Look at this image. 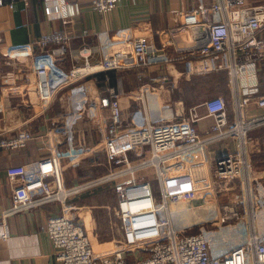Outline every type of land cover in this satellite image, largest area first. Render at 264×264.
I'll list each match as a JSON object with an SVG mask.
<instances>
[{
  "label": "built area",
  "instance_id": "built-area-1",
  "mask_svg": "<svg viewBox=\"0 0 264 264\" xmlns=\"http://www.w3.org/2000/svg\"><path fill=\"white\" fill-rule=\"evenodd\" d=\"M119 1L91 0V5L98 13H108ZM45 13L67 22L62 0H49ZM177 13L181 26L192 29V35L205 33L204 40L187 52L192 55L191 60L198 61L203 72L224 71L230 78L232 117L229 119L225 98L215 95L187 110L182 108L169 119L153 122L145 117L138 128L128 132L125 148H106L109 171L71 190L113 182L117 204L112 216L120 223L124 242L98 248L92 245L83 222L70 215L69 211L76 208L75 204H66L71 191L54 187L51 181L58 174L60 161L78 167L86 154L94 153L91 145L70 143L53 149L49 156L10 167L7 172L14 203L5 211L6 215L52 201L62 204V212L47 222V234L60 264H264V171L256 170L252 157L257 147L250 146V133L264 125V95H255L252 87L240 90L238 86L239 77L255 62L264 60V0H213ZM67 42L64 33L51 32L32 43L6 50V65L24 57L33 59L35 80L31 91L41 107H47L62 87L84 72V67L73 66L66 71L58 64L57 60L66 53ZM87 50L83 46L79 52L84 54ZM172 59L163 47L157 48L147 37L138 36L132 42V57L125 67H146ZM1 82L13 86L14 73H4ZM109 91L111 96H101L84 108L87 117L107 109L108 123L103 129L106 144L120 136L122 114L119 88ZM200 106L205 116L212 119L203 137L195 125L202 117ZM251 107L262 111L248 115ZM32 138L33 134L23 129L12 135L0 134V149L20 150ZM225 139H235L237 147L217 156L213 181L218 191H232L225 202L208 207L203 220L196 224L197 229L191 231L194 224L176 221L168 209L162 184L164 165L196 148ZM144 147H148L149 156L133 163L128 151ZM144 167L154 169L159 180L157 189L147 176L137 174Z\"/></svg>",
  "mask_w": 264,
  "mask_h": 264
},
{
  "label": "crops",
  "instance_id": "crops-1",
  "mask_svg": "<svg viewBox=\"0 0 264 264\" xmlns=\"http://www.w3.org/2000/svg\"><path fill=\"white\" fill-rule=\"evenodd\" d=\"M62 1L67 22L60 16L46 15L45 6L49 0H1L0 3V134L12 135L22 129L33 134L20 150L0 149V264H60L55 259V248L47 234V222L51 216L62 212V204L52 201L6 215L5 211L14 203L12 182L7 172L10 167L49 156L53 149L64 148L70 143L89 144L94 148L93 156L86 154L83 164L78 167L60 161L58 174L51 179L54 187L68 191L80 187L84 179L95 174L93 170L109 171L106 148H125L128 132L138 128L145 117L153 122L169 119L182 108L187 110L199 105L202 101L186 105L188 98L197 100L202 96H194L193 90L186 93L187 83L200 85L210 80L213 91L206 96L222 95L227 102L229 119L232 117L230 78L224 71L203 72L200 63L191 60L192 55L187 52L204 40L205 33L192 35V29L181 26L177 13L199 4H210L213 0H120L108 13L95 11L91 0ZM51 32H62L68 38L66 53L57 60L58 64L66 71L73 66L85 69L79 77L62 87L47 107H41L36 94L31 91L35 80L33 59L24 57L6 65L4 57L7 48L32 43ZM138 36L147 37L157 48L163 47L173 59L146 67H125L132 57V42ZM169 40L171 42L167 43ZM83 46L88 50L80 54ZM8 71L14 73L15 87L1 82L2 75ZM107 71L113 73V78L101 79L100 75ZM221 74L225 75L224 83ZM238 86L240 90L252 87L255 95H264V60L250 66L239 77ZM113 87L119 88L120 136L106 144L103 129L108 123L107 109L101 110L97 116L87 117L84 108L101 96H111L109 89ZM198 111L202 117L195 125L203 137L207 135L212 119L205 116L201 106ZM261 111L251 107L248 115ZM259 131L264 139V129ZM255 146L258 154H264L263 145L257 143ZM236 147L235 139L215 141L164 165L167 170L162 172V184L166 196L176 199L177 204L184 202L185 206L178 205L177 209L184 222L203 216L208 207L217 204H214L213 192L214 201L210 204L208 189L211 179L213 190H218L212 177L214 163L217 156L233 152ZM135 153H144L131 158L137 164L149 156V149L138 148ZM91 156L93 162L87 159ZM171 169L178 172L176 176L170 174ZM154 172L152 167H144L137 174H146L157 189L159 180ZM83 191H71L66 204L79 202L84 197ZM230 193H226V198ZM200 221L189 224L196 225Z\"/></svg>",
  "mask_w": 264,
  "mask_h": 264
},
{
  "label": "rangeland",
  "instance_id": "rangeland-1",
  "mask_svg": "<svg viewBox=\"0 0 264 264\" xmlns=\"http://www.w3.org/2000/svg\"><path fill=\"white\" fill-rule=\"evenodd\" d=\"M210 82L211 81L208 80V81L203 82L200 85H198V84L191 85V83H187L186 85L188 86V89H186V93L189 94V92L191 90H193L194 96H198V95L199 96L202 95V96L198 97L197 100L193 99V97H192V99L188 98L186 105H188L190 103L192 104L195 102H201V101L205 100L206 98L218 95V93H215V94L206 96V94L209 93V91H213L211 89V85H210L211 83ZM186 105H183V106L186 107ZM262 129H264V125L254 129L250 133V135L252 137L250 140V146H255L257 143H260L261 145H263V148H264V139H262L263 137L258 134V132H260L259 130H262ZM135 151L136 150H134V149H130L129 153H128L129 157L132 158L135 155L144 154V153L137 154V153H135ZM252 160H253V163H254L256 170H258L260 172L264 171V154H258V152H257L255 155H253ZM170 162L171 161H168V163H170ZM163 170H167V168L166 169L163 168ZM90 171L92 172V170H90ZM93 172L95 174H92L89 178L84 179L83 180L84 183L103 175V173H106V171L102 173V171H100V170H98V171L93 170ZM165 172H166V174H168V171H165ZM177 173L178 172H176V171L174 172L172 169L170 171V174L172 176L173 175L176 176ZM98 174H100V175H98ZM95 175H98V176H95ZM141 175L147 176L144 173H142ZM155 175H156V173H155ZM208 178H209V174H208ZM209 181H210L209 182L210 185H209L208 189H209V192L211 194V200H212L210 202V204L214 201L213 197H212V192H213V195H214L215 201H216V202H214V204L215 203L219 204V203H221V201H222V203L225 202L228 199L225 196L226 193L228 194L230 191H232V189H230L228 191H218L215 189L213 190V187H212L213 183H212L211 179ZM109 183L110 182H103V183H99L97 185H93L90 187L83 188L84 191L82 192V194H87V195L84 198L81 197L79 202H76V203L73 202L76 205V208L69 211L70 215L72 216V218L75 221L83 222L84 228L86 229L88 236L91 239V242H92V245L94 246V248L106 246V245L112 244L114 242H124L123 234L119 229L120 223L117 219H113V216H112L113 207L117 204V201H116V194L113 190V186L110 185ZM215 185H216V182H215L214 186ZM96 186H101V187H96ZM231 186L233 187L234 184H232ZM94 187L99 188V190L94 191V190H96V189H92ZM210 189L213 191H211ZM221 194L223 195V199H221V197H222ZM224 197H225V199H224ZM167 199H168V201H167L168 209L170 210L172 217L176 221H179V222L184 223V224H189L190 222H197V221L203 220V217L205 214H203V216H201V217L195 218L196 221L195 220L190 221V220L186 219V221L184 222L183 217H181L182 214L179 213V211L177 210L178 205L180 207L185 206L183 204L184 202L177 204L178 201L176 199H173V198L172 199L167 198ZM185 218H187V216ZM196 229H197V227H196V225H194V227L192 228L191 231H195Z\"/></svg>",
  "mask_w": 264,
  "mask_h": 264
},
{
  "label": "trees",
  "instance_id": "trees-1",
  "mask_svg": "<svg viewBox=\"0 0 264 264\" xmlns=\"http://www.w3.org/2000/svg\"><path fill=\"white\" fill-rule=\"evenodd\" d=\"M113 73L111 72V71H107V72H105V73H102L101 75H100V77H101V79H102V77H107V79L108 80H111V78H113ZM220 79H221V82L222 83H224V81H225V75L224 74H221L220 75ZM92 155V154H91ZM86 156V155H85ZM84 156V157H85ZM93 156V155H92ZM87 157V159L89 160V162H93V157ZM84 157H83V159H82V162H81V164H83V162H84ZM80 164V165H81ZM90 177V176H89ZM110 185H112L113 186V182H110L109 183ZM96 187H101V186H96ZM96 187H94V188H92V189H96V190H94V191H97V190H99V188H96ZM87 194H84V197L86 196ZM84 197H82V198H84Z\"/></svg>",
  "mask_w": 264,
  "mask_h": 264
},
{
  "label": "bare ground",
  "instance_id": "bare-ground-1",
  "mask_svg": "<svg viewBox=\"0 0 264 264\" xmlns=\"http://www.w3.org/2000/svg\"><path fill=\"white\" fill-rule=\"evenodd\" d=\"M90 68V67H89ZM85 69V68H84ZM87 69V68H86ZM169 112V111H168ZM96 118V117H95ZM96 120V119H95Z\"/></svg>",
  "mask_w": 264,
  "mask_h": 264
}]
</instances>
